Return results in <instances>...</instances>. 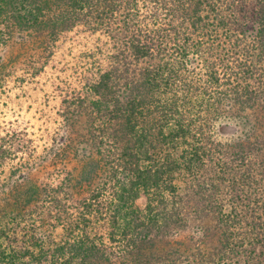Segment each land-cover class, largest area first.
Wrapping results in <instances>:
<instances>
[{
	"label": "trees",
	"instance_id": "trees-1",
	"mask_svg": "<svg viewBox=\"0 0 264 264\" xmlns=\"http://www.w3.org/2000/svg\"><path fill=\"white\" fill-rule=\"evenodd\" d=\"M74 32L48 141L0 110V264H264V0H0V101Z\"/></svg>",
	"mask_w": 264,
	"mask_h": 264
},
{
	"label": "rangeland",
	"instance_id": "rangeland-1",
	"mask_svg": "<svg viewBox=\"0 0 264 264\" xmlns=\"http://www.w3.org/2000/svg\"><path fill=\"white\" fill-rule=\"evenodd\" d=\"M58 46L55 64L48 70L47 75L35 79L28 77L25 84H21L20 79L17 80L20 75L15 74L10 80V89L1 94L0 110L2 113L19 125L20 122L16 118L28 125L30 135L27 137L32 138L39 148L48 141V135L52 134L58 126L57 123L53 124L50 121H56L54 109L57 104L55 100L57 90L54 78L71 80L78 78L79 53L92 45L89 37L74 32L66 36ZM14 50L10 47L0 54L3 59H7L5 63L8 65L14 61ZM25 124L21 122V125Z\"/></svg>",
	"mask_w": 264,
	"mask_h": 264
}]
</instances>
